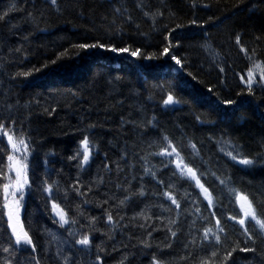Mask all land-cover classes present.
<instances>
[{
    "label": "trees",
    "instance_id": "trees-1",
    "mask_svg": "<svg viewBox=\"0 0 264 264\" xmlns=\"http://www.w3.org/2000/svg\"><path fill=\"white\" fill-rule=\"evenodd\" d=\"M5 12L0 123L27 144L21 219L35 251L14 242L0 189V264H152L153 256L199 264L213 251L222 264L237 243L226 264H264L258 226H249L254 240L245 244L241 225L229 219L243 217L237 193L264 214V88L249 94L240 82L264 62V0H0ZM169 94L177 103L164 104ZM165 136L203 174L214 206L171 156L156 155ZM6 137L0 169L9 175ZM84 137L91 156L82 165ZM51 205L76 223L61 226ZM206 228L220 243L211 234L204 240ZM84 234L89 248L76 243Z\"/></svg>",
    "mask_w": 264,
    "mask_h": 264
},
{
    "label": "snow or ice",
    "instance_id": "snow-or-ice-1",
    "mask_svg": "<svg viewBox=\"0 0 264 264\" xmlns=\"http://www.w3.org/2000/svg\"><path fill=\"white\" fill-rule=\"evenodd\" d=\"M51 3L55 5L57 3V0H51ZM205 6L207 7V5ZM5 15H7L6 12L3 15H0V19H3ZM193 23H195V21H193ZM177 27H180V26L178 25ZM236 42L237 44L240 43L239 36H237ZM79 47L83 49V48H88V47L103 48L105 46L102 44L100 45L81 44L79 45ZM109 50L112 52H129V49L127 48L118 49L116 47H111ZM163 51L165 54L168 53L169 51L168 47H165ZM241 51H244L247 54V49L241 47ZM139 52L140 50L137 49L136 51H133L130 54L132 56H137ZM66 54L67 53H62L61 56H64ZM249 58L251 59V57ZM173 59H175V57H173ZM53 63H55V61H53ZM176 63L180 64L181 62L180 60H176ZM221 71H223V69H221ZM23 75H30V73H23ZM257 76H259L258 80H257ZM241 80L246 84L247 91L249 92V94H252L253 84H264V62L254 63L253 67L248 70L246 77L241 76ZM174 103H177V101L174 99V97L171 94H169L167 99L164 100L165 105H171ZM225 103H234V102L225 101ZM10 133H11V130L6 128L3 123H0V135H4L8 137V142L9 144L12 145L13 152L15 153V152L23 151L27 153L28 148H27V144L25 140L22 137L19 139H16L14 137V134H10ZM164 140L167 141V146L162 148V150L156 153V155H159V156H173L174 155L177 160L176 166H177V170L179 171L180 175L182 177H186L188 179L194 180L195 184L201 189L202 193L204 194V198L208 201L209 207L214 206V197L212 196L211 192H209V189L205 187L203 183H201L200 175H203V174L198 175L196 169L184 163V158L180 155V152L178 151L177 147L172 143L171 140L168 139V137L165 136ZM81 144H82L83 151L82 153L78 151L77 156L82 155L81 164L83 165L89 162V159L91 156V146H90V142L87 137H84ZM20 146H23V148H21ZM191 147L195 149V145H191ZM228 155L231 156V159L233 161H237L238 158L236 155H232V153H228ZM26 159H27L26 155L21 156V157H16L15 155L8 156V161L10 162L8 165V169L9 171H13V170L15 171V179H13L7 173L3 172L2 169H0V174H2L4 180L7 181L6 183H0V189H2V192H3V198H4L3 207L8 209V224H9V227L12 229V235L15 237V243L17 245L32 246L33 251H35V245L33 244L32 238L30 237L28 232L25 231L22 225L19 224L18 219H16V221L13 222L14 217L17 216V213L13 205H19L20 200L23 199V189L28 182L27 181V167L28 166L26 163ZM238 162L243 165H252L254 163V161L249 158H240ZM150 171H151L150 169H146V172H150ZM152 175L154 176L155 173H152ZM221 183H224V181H221ZM51 190L52 189L49 186L47 191L51 192ZM76 191L78 192V194L83 195V193H79L78 189H76ZM18 193H19L18 198L10 202L9 197H17ZM139 194L143 195L144 193L141 190ZM163 195L167 197L169 200H171L172 204L176 205L177 208L180 207L178 200L170 192L166 191L163 193ZM236 195H237V201L240 202V208H241V211L243 212V217L238 219L236 216H232L229 219L235 220L239 225H241L243 229V233L247 236L245 244H247L249 240H254V237L249 230V226L251 227L258 226L261 236L264 237V214H261L257 211L256 206L254 205L253 201L249 199L248 195L242 194V193H237ZM120 203L123 204L124 201H121ZM53 207L57 209L59 208L58 205H53ZM57 215L60 217L59 222L61 223V226H63L64 224L76 223L75 220H70L67 217V213H65L63 209H59V211L57 212ZM107 220L110 224L113 223V217L111 213H108ZM93 222H94V218H93ZM172 223H175V221H172ZM216 226L219 229V232L224 231L223 227H221V221L219 219L216 220ZM171 234L173 237L176 236V232L174 231ZM210 234L214 238L216 243H220V240H221L220 235L217 234L216 232H213V229L211 228H206L204 230V240H208ZM149 235L151 234L149 233ZM76 243L84 246L85 248H89L92 246V241L88 234L82 235L80 239L76 240ZM168 246L170 247L171 245H168ZM145 247H150V245L145 242ZM237 247H239L238 243L236 247L232 248L231 251L227 252V254L223 257L222 264H226L227 260L232 256V253L236 251ZM239 250L245 251V252H248V251L255 252L256 251L255 248H250V247H243V248H240ZM4 251H8V249H4ZM216 256H217V252L213 251L211 253V258L201 259L199 264H214V260L212 258H215ZM97 259L100 260V257H97ZM181 259H187V257H182ZM37 264H39L38 261H37ZM152 264H162V262L159 261L155 256H153Z\"/></svg>",
    "mask_w": 264,
    "mask_h": 264
},
{
    "label": "rangeland",
    "instance_id": "rangeland-1",
    "mask_svg": "<svg viewBox=\"0 0 264 264\" xmlns=\"http://www.w3.org/2000/svg\"><path fill=\"white\" fill-rule=\"evenodd\" d=\"M253 67V64H252V66H251V68ZM248 72V71H247ZM247 74V73H246ZM245 77H246V75H244ZM259 79V76H257V80ZM255 86H261V87H263L264 88V84H253V86L252 87H255ZM5 140L7 141V143H8V146H9V151L11 152V154L10 155H15L16 157H21L22 156V152L20 151V152H13V148H12V145L11 144H9V142H8V137H6L5 138ZM81 149H82V147H81ZM83 150V149H82ZM172 158H173V160H174V164H175V166L177 165V160H176V157L173 155V156H171ZM10 163V162H9ZM177 167V166H176ZM9 175L13 178V179H15V171L13 170V171H9ZM27 181H28V174H27ZM194 181V180H193ZM28 183V182H27ZM26 192H27V189H23V199L22 200H20V203H19V205H13V207H14V209H15V211H16V213H17V216L16 217H14V221L13 222H15L16 221V219H18V221H19V224L20 225H22V219H21V216H22V214H23V210H24V208H23V204H24V201H25V198H26ZM16 198H18V196L17 197H9V201L11 202L12 200H14V199H16ZM51 207H52V215H53V217L54 218H56V220L58 221H60V217L57 215V212L59 211V208L57 209V208H54L53 207V205H51ZM6 209V220L8 221V209L7 208H5ZM8 229H9V231L12 233V229L9 227V224H8ZM13 236V235H12ZM13 239H14V242H15V237L13 236ZM18 246H25V245H18ZM26 246H28V245H26Z\"/></svg>",
    "mask_w": 264,
    "mask_h": 264
},
{
    "label": "bare ground",
    "instance_id": "bare-ground-1",
    "mask_svg": "<svg viewBox=\"0 0 264 264\" xmlns=\"http://www.w3.org/2000/svg\"><path fill=\"white\" fill-rule=\"evenodd\" d=\"M175 71H177V69H175ZM242 76V75H241ZM244 76V75H243ZM240 82L242 83V84H245L242 80H241V78H240ZM173 166H174V168H176L177 169V167L175 166V164H173ZM17 196H19V194H17Z\"/></svg>",
    "mask_w": 264,
    "mask_h": 264
},
{
    "label": "water",
    "instance_id": "water-1",
    "mask_svg": "<svg viewBox=\"0 0 264 264\" xmlns=\"http://www.w3.org/2000/svg\"><path fill=\"white\" fill-rule=\"evenodd\" d=\"M29 185H28V183L25 185V187L27 188ZM19 194V193H18Z\"/></svg>",
    "mask_w": 264,
    "mask_h": 264
}]
</instances>
